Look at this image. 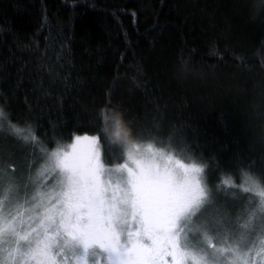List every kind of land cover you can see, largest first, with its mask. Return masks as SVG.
<instances>
[{
    "label": "trees",
    "instance_id": "16d2710c",
    "mask_svg": "<svg viewBox=\"0 0 264 264\" xmlns=\"http://www.w3.org/2000/svg\"><path fill=\"white\" fill-rule=\"evenodd\" d=\"M181 60L192 69L183 78ZM261 81L260 0H0V108L20 136L30 128L55 147L99 133L110 106L109 166L123 145L111 119L120 108L129 141L171 140L209 164L210 186L225 172L237 183L249 167L259 174Z\"/></svg>",
    "mask_w": 264,
    "mask_h": 264
},
{
    "label": "snow or ice",
    "instance_id": "6c2138e0",
    "mask_svg": "<svg viewBox=\"0 0 264 264\" xmlns=\"http://www.w3.org/2000/svg\"><path fill=\"white\" fill-rule=\"evenodd\" d=\"M190 71L181 60L176 75ZM109 107L99 133L70 145L49 147L29 128L20 138L40 155L27 175L0 156V264H264V170L249 167L239 183L225 172L210 186L209 164L171 140L129 141L120 108L111 119L123 145L109 166ZM0 118L23 131L5 108ZM258 134L264 141V115ZM232 188L252 201L236 215L217 202Z\"/></svg>",
    "mask_w": 264,
    "mask_h": 264
},
{
    "label": "rangeland",
    "instance_id": "374dc122",
    "mask_svg": "<svg viewBox=\"0 0 264 264\" xmlns=\"http://www.w3.org/2000/svg\"><path fill=\"white\" fill-rule=\"evenodd\" d=\"M9 137L20 139V135L18 136L14 132L10 133L4 130L0 122V156H7L15 163L16 175H27L29 164L40 155L39 150L34 153L32 147H9L4 143ZM73 141L74 139L63 145H70ZM244 196L245 194L240 192L239 189L238 191H230L228 193L221 192L217 196V202L220 205H226L231 214L236 215L240 212L241 208H247L252 205V201L244 199Z\"/></svg>",
    "mask_w": 264,
    "mask_h": 264
}]
</instances>
